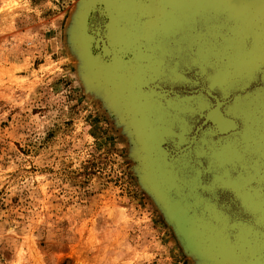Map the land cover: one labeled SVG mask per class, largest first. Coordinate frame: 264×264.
Here are the masks:
<instances>
[{"label":"water","instance_id":"1","mask_svg":"<svg viewBox=\"0 0 264 264\" xmlns=\"http://www.w3.org/2000/svg\"><path fill=\"white\" fill-rule=\"evenodd\" d=\"M85 81L200 264H264V0H81Z\"/></svg>","mask_w":264,"mask_h":264},{"label":"rangeland","instance_id":"2","mask_svg":"<svg viewBox=\"0 0 264 264\" xmlns=\"http://www.w3.org/2000/svg\"><path fill=\"white\" fill-rule=\"evenodd\" d=\"M81 0H0V264H200L84 79Z\"/></svg>","mask_w":264,"mask_h":264}]
</instances>
